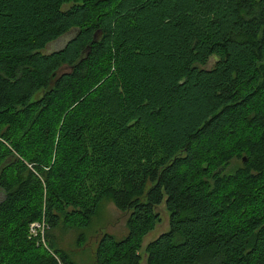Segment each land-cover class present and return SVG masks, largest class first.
<instances>
[{
    "label": "trees",
    "instance_id": "1",
    "mask_svg": "<svg viewBox=\"0 0 264 264\" xmlns=\"http://www.w3.org/2000/svg\"><path fill=\"white\" fill-rule=\"evenodd\" d=\"M0 194V264H264V0H0Z\"/></svg>",
    "mask_w": 264,
    "mask_h": 264
},
{
    "label": "rangeland",
    "instance_id": "2",
    "mask_svg": "<svg viewBox=\"0 0 264 264\" xmlns=\"http://www.w3.org/2000/svg\"><path fill=\"white\" fill-rule=\"evenodd\" d=\"M68 4H63L64 9ZM73 32H70V37ZM63 36L59 37L60 40L56 39L45 45L43 52H50L61 48L68 39L67 37L62 39ZM237 165L238 161H232L230 165ZM1 197V194H0ZM160 219L155 224L153 229L148 231L142 238V248L144 245L154 238L160 232L167 229L168 216L163 206L158 208ZM127 213L118 211L110 202H106L104 205L99 204L97 206L96 214L93 215L90 222L91 231L86 233V239L82 246L76 244L75 231L56 229L54 230V236L56 237L59 248L63 249L72 260L78 264H94L92 260V253L95 245V241L99 234L107 232L112 234L114 237L121 238L126 234V228L124 225ZM88 230V229H87ZM141 248V249H142ZM140 264H144V255L142 254Z\"/></svg>",
    "mask_w": 264,
    "mask_h": 264
},
{
    "label": "built area",
    "instance_id": "3",
    "mask_svg": "<svg viewBox=\"0 0 264 264\" xmlns=\"http://www.w3.org/2000/svg\"><path fill=\"white\" fill-rule=\"evenodd\" d=\"M30 227H31V229H33V230H36V229H38V228H42V224H38V223H33V224H31L30 225Z\"/></svg>",
    "mask_w": 264,
    "mask_h": 264
},
{
    "label": "flooded vegetation",
    "instance_id": "4",
    "mask_svg": "<svg viewBox=\"0 0 264 264\" xmlns=\"http://www.w3.org/2000/svg\"><path fill=\"white\" fill-rule=\"evenodd\" d=\"M68 38V39H70V32H67L65 35H64V37H62V39H64V38ZM58 40H60V38L58 39Z\"/></svg>",
    "mask_w": 264,
    "mask_h": 264
},
{
    "label": "bare ground",
    "instance_id": "5",
    "mask_svg": "<svg viewBox=\"0 0 264 264\" xmlns=\"http://www.w3.org/2000/svg\"><path fill=\"white\" fill-rule=\"evenodd\" d=\"M30 229H31V227H30ZM31 231L34 233L35 231L33 230V229H31ZM43 231L41 230V233H42Z\"/></svg>",
    "mask_w": 264,
    "mask_h": 264
}]
</instances>
